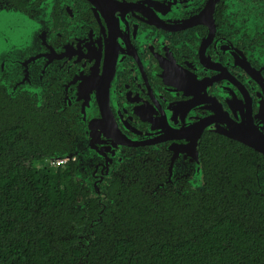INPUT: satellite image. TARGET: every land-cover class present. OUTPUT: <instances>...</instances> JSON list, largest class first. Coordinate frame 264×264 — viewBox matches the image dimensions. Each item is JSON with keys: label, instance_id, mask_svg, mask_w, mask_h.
<instances>
[{"label": "flooded vegetation", "instance_id": "flooded-vegetation-1", "mask_svg": "<svg viewBox=\"0 0 264 264\" xmlns=\"http://www.w3.org/2000/svg\"><path fill=\"white\" fill-rule=\"evenodd\" d=\"M0 90L64 126L99 215L132 184L202 188L211 139L245 149L264 202V152L234 137L264 139V0H0Z\"/></svg>", "mask_w": 264, "mask_h": 264}, {"label": "trees", "instance_id": "trees-1", "mask_svg": "<svg viewBox=\"0 0 264 264\" xmlns=\"http://www.w3.org/2000/svg\"><path fill=\"white\" fill-rule=\"evenodd\" d=\"M64 140V126L0 90V264H264V202L240 187L253 169L244 148L205 140L202 188L152 203L132 184L99 215L74 162L48 160Z\"/></svg>", "mask_w": 264, "mask_h": 264}, {"label": "water", "instance_id": "water-1", "mask_svg": "<svg viewBox=\"0 0 264 264\" xmlns=\"http://www.w3.org/2000/svg\"><path fill=\"white\" fill-rule=\"evenodd\" d=\"M12 95H14V93H11ZM234 137L241 143L247 144V145H252L254 146L256 149L264 152V139L261 138L259 140H256V143H253L249 138H246V135H243L241 133V131H239V133L236 135H234ZM195 142V140H194ZM73 157V153L69 152V153H63V154H59L53 157H49L48 160L52 161V160H58V159H66V160H70Z\"/></svg>", "mask_w": 264, "mask_h": 264}, {"label": "built area", "instance_id": "built-area-1", "mask_svg": "<svg viewBox=\"0 0 264 264\" xmlns=\"http://www.w3.org/2000/svg\"><path fill=\"white\" fill-rule=\"evenodd\" d=\"M64 161H65V159H58V160H52V161H49V162H50V164H54V163L63 164Z\"/></svg>", "mask_w": 264, "mask_h": 264}, {"label": "rangeland", "instance_id": "rangeland-1", "mask_svg": "<svg viewBox=\"0 0 264 264\" xmlns=\"http://www.w3.org/2000/svg\"><path fill=\"white\" fill-rule=\"evenodd\" d=\"M54 164L56 165V163H54ZM54 164H53V165H54ZM46 168H47V167H46ZM46 171L49 173V169H48V168L46 169Z\"/></svg>", "mask_w": 264, "mask_h": 264}]
</instances>
